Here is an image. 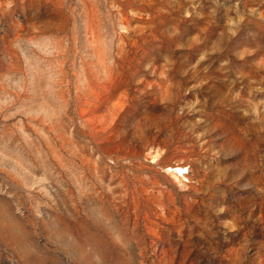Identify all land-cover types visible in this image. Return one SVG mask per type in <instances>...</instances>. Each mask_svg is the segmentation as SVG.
I'll return each mask as SVG.
<instances>
[{"label":"rangeland","instance_id":"rangeland-1","mask_svg":"<svg viewBox=\"0 0 264 264\" xmlns=\"http://www.w3.org/2000/svg\"><path fill=\"white\" fill-rule=\"evenodd\" d=\"M0 264H264V0H0Z\"/></svg>","mask_w":264,"mask_h":264}]
</instances>
